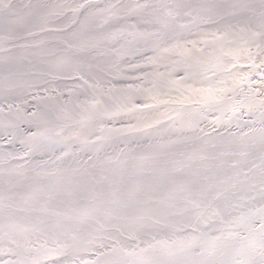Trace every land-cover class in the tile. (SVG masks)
<instances>
[{"label":"bare ground","instance_id":"6f19581e","mask_svg":"<svg viewBox=\"0 0 264 264\" xmlns=\"http://www.w3.org/2000/svg\"><path fill=\"white\" fill-rule=\"evenodd\" d=\"M13 2L45 7L39 28L0 20V264H29L17 243L42 233L64 254L41 264L95 260L101 235L178 239L210 215L191 204L201 189L224 219L246 217L227 258L260 259L261 0ZM143 64L147 81L128 78Z\"/></svg>","mask_w":264,"mask_h":264},{"label":"snow or ice","instance_id":"6c2138e0","mask_svg":"<svg viewBox=\"0 0 264 264\" xmlns=\"http://www.w3.org/2000/svg\"><path fill=\"white\" fill-rule=\"evenodd\" d=\"M44 7L31 4L18 6L13 0H0V20L6 28L14 31L39 28L44 20ZM234 7L240 8L241 11L249 8L248 5ZM260 15L261 27L264 28V0H261ZM30 34L34 33L30 32ZM260 35L264 36V31ZM251 67L253 69L264 68V59L261 60L260 65H256L253 61ZM242 80H248V77H243ZM261 83L264 84V80ZM236 86L238 83L234 82V87ZM261 142L264 144V135H262ZM198 195L201 199L192 200V206L194 208L204 207L210 211V215L206 218L201 213L189 217L186 226L191 231L187 235L178 239H157L153 236L151 242L143 241L135 232H130L124 240L110 234L96 236L91 242L105 251L99 252L97 259L82 261L81 264H245L244 261L227 258L230 242L242 240L243 237H240L239 233L225 234L226 230L234 226H243L246 222L245 215L241 214L236 219L226 220L218 210H213V200L216 198L209 199L208 189H201ZM259 212L261 250L258 264H264V208H261ZM212 216L219 217V227L211 226ZM116 231L123 235L119 228ZM179 231H184V228H180ZM41 236L42 238H38L35 244L32 241H25L24 245L17 243V248H25L32 256L29 264H41V259L48 260L64 254L57 247H49L50 242L59 243L60 233H42ZM8 264H13V262L10 261ZM56 264H61V262L56 260ZM252 264H257V262L254 261Z\"/></svg>","mask_w":264,"mask_h":264},{"label":"rangeland","instance_id":"374dc122","mask_svg":"<svg viewBox=\"0 0 264 264\" xmlns=\"http://www.w3.org/2000/svg\"><path fill=\"white\" fill-rule=\"evenodd\" d=\"M144 68H147L146 65H144V64L141 65V66H139L138 68L137 67H133V70H137V74L136 75H132V76H130L128 78H133V79H136L138 81H147L148 80V77L144 74V71H142ZM106 76H110L111 77V75L109 73H106ZM254 78H255V75H254ZM262 80H264V79H259V82H258V84L256 86L257 88L254 87L255 90L251 94H252L253 97L256 96L259 99L263 100V102H264V84L261 83ZM249 107H251V106H247V107H245V108L242 109V112H241L240 115H243L242 117L244 119H245V117L248 116V115H246V110ZM214 117L215 116H212V115L210 116V118H212V119ZM22 122H24V120ZM46 122H48V121H46ZM18 124L19 123H13V125L11 127H8V128H5L4 127L5 131H4V133H3L2 136L3 137H11V136H13L18 131V129H21L22 130V128L19 127ZM81 126H83V124H81ZM254 261L257 262V264H258L259 259H254V260H251L250 262H245V264H252V262H254Z\"/></svg>","mask_w":264,"mask_h":264}]
</instances>
